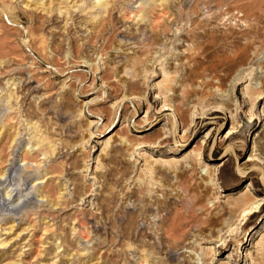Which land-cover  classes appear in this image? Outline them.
<instances>
[{"label":"rangeland","instance_id":"obj_1","mask_svg":"<svg viewBox=\"0 0 264 264\" xmlns=\"http://www.w3.org/2000/svg\"><path fill=\"white\" fill-rule=\"evenodd\" d=\"M241 1L0 0V192L15 159L36 200L0 210V264H264V206L205 255L245 195L264 197V19L248 12L264 3ZM229 33L249 46L231 72ZM202 94L216 99L199 105ZM235 118L241 133L224 144ZM171 210L195 217L178 244L163 240ZM130 218L146 247L125 238Z\"/></svg>","mask_w":264,"mask_h":264},{"label":"bare ground","instance_id":"obj_2","mask_svg":"<svg viewBox=\"0 0 264 264\" xmlns=\"http://www.w3.org/2000/svg\"><path fill=\"white\" fill-rule=\"evenodd\" d=\"M258 1L260 2V0H256V1L253 2V4L251 3V5H255L256 3L259 4ZM242 3H244V2H242ZM242 3H241V7L242 8L243 7L246 8L248 6V4H246V3L245 4L247 6H245V4L242 5ZM262 3H264V0H263ZM236 4L239 5V3H237V2H236ZM164 6H165V9L167 11H171L172 8L175 7V3L174 4L173 3H168V4L164 5ZM261 11H262V13L260 14ZM248 12L251 13L250 14L251 16H254L255 17V19L257 21V24H260L262 22V20L264 19V10L261 9V6L255 5ZM138 13L139 12H137V14H135V16L138 17V19L140 18L141 19L140 21H142L144 19V17H145L144 14H143V9H142V12H141L142 13L141 16H140V14L138 16ZM107 23L111 26V29H113L118 24L121 23V20L118 19V18H116V17H114V16H112L111 19H109ZM158 28H159L160 31L157 30ZM93 30H95V28ZM105 30H106L105 27H103V29H102L101 32H104ZM152 31H153L154 35L157 36L159 34V32H166V31H168V27L166 26V23L163 22L161 24H158V25L152 27ZM248 32L251 33V34H253V38H257L258 29L256 27L252 28ZM222 40H223V46L222 47H230V50H236L237 51L236 53H233L232 54V56L230 57L228 63L226 64V67H225V70L231 72L233 70V68H234L235 65L240 64V63H244V61L246 60V57H247L246 56V51H247V49H248L249 46L248 45L241 46V43L239 42V40L237 38H235L232 33L227 34V36H225V38H223ZM211 47H208V48H211ZM40 63L43 64L44 61L43 60H40L39 61V64ZM204 84L206 86H208V83H204ZM263 88H264V83H263ZM254 91L257 94V96L259 97L260 95L262 96L264 90H254ZM193 94H194L193 91H189L188 90V91L185 92V98L188 99L189 96H192ZM214 99H216V98H215V95H213V94H208L207 96L204 95V94H202V97H200L198 103L200 105L201 103H203L205 101L206 102L207 101H212ZM252 101H255L254 97H252ZM220 102H221L222 106H224L223 108H225V110H227L226 109L228 107L227 100H221ZM230 105H232V104H230ZM178 111H179V114H178L179 115V120L181 121V123L183 125H187L188 124V119L184 116V113L186 112V110L183 111L182 109H179ZM164 112H165V110L162 112V114ZM213 114H214V110L211 109L210 112L206 114V116L208 117V116H211ZM193 122H195V120H193ZM231 122H232V127H230L227 130V135L223 139V143L224 144L225 143H228L232 139L238 137L240 135V133H241V129L239 128L238 123H237V119L235 118V119L231 120ZM205 140L201 144V148H200L201 151H202V149H205L206 148L207 141H205ZM231 150L233 152L234 151L235 152L237 151L234 148H232ZM262 150L259 147V149L257 150L259 153H256V155H250L248 157V162L246 164H248V163H250V164L251 163H254L256 161L255 156H260V154L262 155ZM198 157L199 158H198L197 161L200 162V161L204 160V157L202 156V154L201 155H198ZM221 162H223V161H221ZM221 162L218 163L219 165L217 166V168H223V167L226 166L227 162H225V163H221ZM20 170L21 169L16 164V160L13 159V161L10 163V165L8 166V168L4 172V177L6 176L4 183H8V185H7L6 188H10L11 190H13L14 187H18L17 193L15 195H13V193H12L11 190H9V191L6 190L7 192L5 194H3L2 192H0V210L3 211V212H7V214H9V215L10 214L17 215L18 213H21L23 210H25L26 208H29L31 205H33L34 204L33 202L36 201V200H34V197L32 196V193L30 191H28V188L22 189V187L24 188L25 184L24 183H21V181H20V176H19V174H21ZM14 173H17V177H15V178L13 177ZM210 176H213L212 177L213 179L211 180L212 182L218 180V177L216 176V174L210 175ZM211 181H209V182H211ZM3 185H6V184L0 183V186H3ZM253 185H250V187L248 188V190H250L251 186H253ZM206 191L208 192V189H206ZM198 192H199V190H198ZM202 194H204V193L202 192ZM200 196H202V195L200 194ZM243 200H244V202H248L249 203V206H247V208H246V205L243 204L242 206L245 209L240 210L241 212L239 213L238 217L236 218V221L233 224L230 223V222L227 223V226H229V228L227 230V233H228L227 237L226 238L225 237L224 238H221L220 240L216 241L215 244L217 245V247H215V248L209 247L207 249L208 251H207V253L205 255H206V257H207L208 260H211V261L214 260V256L216 255L217 250H220V249H223L224 250V249H226V247L229 246V244H230L231 240L233 239V237H237L238 234H239V231L236 230V227L237 226L238 227L245 226L248 223L249 219L252 216H254V214L260 208H262L264 206V197L263 196H259V197H256L255 198L253 196L245 195L243 197ZM248 203H247V205H248ZM107 208H108V206H106V210H107ZM223 211L225 213L228 210L226 208H224ZM222 216H223V214H222ZM191 220L192 221L195 220V217L192 216V215H188V216L187 215H184V214L180 213L178 210H171V212H169V217L166 218L163 221V227H166V229L165 228L162 229L164 231L163 233L166 235L165 239H163V240L165 242H168V243H171V244H178L179 241H181L183 239V230L187 227V225L191 222ZM218 221H219V218L211 219V220L207 221V224L208 225H214V224H217ZM237 229H239V228H237ZM124 236H125L126 239H128V241H134V242L135 241H137V242L139 241V243L141 244L142 247H146L147 246L146 241H144V239L146 237H143V240L142 239L139 240L136 237L135 232H134V219L133 218H130L129 219V222H128L127 226L124 228ZM184 236H185V234H184ZM255 236L256 235H254L253 239L255 238ZM129 249H130V247H129Z\"/></svg>","mask_w":264,"mask_h":264}]
</instances>
